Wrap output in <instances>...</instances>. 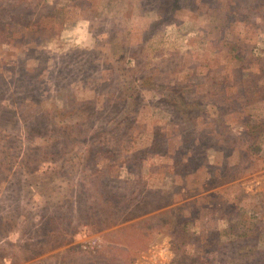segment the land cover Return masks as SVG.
<instances>
[{
  "label": "rangeland",
  "instance_id": "obj_1",
  "mask_svg": "<svg viewBox=\"0 0 264 264\" xmlns=\"http://www.w3.org/2000/svg\"><path fill=\"white\" fill-rule=\"evenodd\" d=\"M0 264H264V0H0Z\"/></svg>",
  "mask_w": 264,
  "mask_h": 264
},
{
  "label": "trees",
  "instance_id": "obj_2",
  "mask_svg": "<svg viewBox=\"0 0 264 264\" xmlns=\"http://www.w3.org/2000/svg\"><path fill=\"white\" fill-rule=\"evenodd\" d=\"M234 47V44H232V48Z\"/></svg>",
  "mask_w": 264,
  "mask_h": 264
}]
</instances>
